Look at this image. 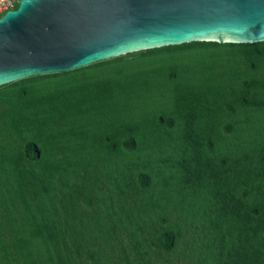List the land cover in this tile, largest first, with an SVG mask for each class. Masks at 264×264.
I'll return each mask as SVG.
<instances>
[{"label":"trees","instance_id":"16d2710c","mask_svg":"<svg viewBox=\"0 0 264 264\" xmlns=\"http://www.w3.org/2000/svg\"><path fill=\"white\" fill-rule=\"evenodd\" d=\"M212 48L221 52L220 74L201 79L207 58L202 62L194 54L207 55ZM129 55L131 74L84 77L81 68L46 75L61 78L50 90L39 93L33 83L5 95L0 137L6 142L0 149L17 153L0 154V162L9 159L18 178L11 199L21 204L30 228L14 246L0 241V264H35L19 261L23 255L14 257L12 251L35 239L45 245L40 264H69L66 240L77 256L86 254L94 264H150V254L170 263L181 244L187 260L189 229L204 242L205 251L195 255L199 264H264V130L254 133L251 148L242 150L233 140L244 132L227 125L229 117L242 112L264 128V42H193ZM145 59L150 66L142 65ZM112 61L96 67H109ZM41 77L4 86L14 89ZM126 90L131 101H144L143 92L155 100L153 110L146 108L151 116L119 120V107L126 102L114 95ZM257 114L263 116H251ZM249 117L244 125H250ZM91 128L99 129L91 134ZM168 143L172 152L151 157L155 146ZM105 154L110 157H101ZM111 157L117 170L108 166ZM99 160L104 166L93 169L92 177L91 164ZM100 182L107 191L97 199ZM157 211L164 214L154 220ZM90 226L101 235V245L109 246L111 257L102 254L98 260L88 255L90 243H79Z\"/></svg>","mask_w":264,"mask_h":264},{"label":"water","instance_id":"95a60500","mask_svg":"<svg viewBox=\"0 0 264 264\" xmlns=\"http://www.w3.org/2000/svg\"><path fill=\"white\" fill-rule=\"evenodd\" d=\"M193 42H264V0H20L0 17V87Z\"/></svg>","mask_w":264,"mask_h":264},{"label":"rangeland","instance_id":"374dc122","mask_svg":"<svg viewBox=\"0 0 264 264\" xmlns=\"http://www.w3.org/2000/svg\"><path fill=\"white\" fill-rule=\"evenodd\" d=\"M172 51H176V49H172ZM211 52L212 53L208 52L207 50V55H203L199 53L194 54V56L198 57V59H200L202 62H205L207 58L206 66H203L200 71L199 76L201 79L204 76L205 77L208 76L212 79H215L218 76V74H220V67L222 66L220 65V60L222 58L219 57L217 53L221 54V52L218 48L217 49L212 48ZM136 57H137V60L141 58V56L139 57V55ZM132 59H133V55L120 56L117 59L113 58V61H112L113 64L109 67L100 66L97 68L96 65L101 64V62H104V61H101V62L88 65L86 67H83L82 72H84V77L92 76L95 72L96 73L99 72L100 75L107 77L109 79L116 77V75L118 74L119 75L131 74L135 70L133 66L134 64L131 63ZM149 60L150 59H145L142 65L150 66L151 63H149ZM72 71L73 70H71L70 72L69 71L67 72L71 73ZM64 73L65 72H63L62 74L64 75ZM56 74H60L62 76L61 73H56ZM71 75H73V73ZM59 78L60 77L49 78L46 75H42V77L38 79L39 80L38 82H35L34 80H25L21 83H17L16 86L14 85V89H11L12 88L11 86H10V89H8V87L6 86H1L0 87V113L4 111L6 108L5 106L6 101L4 97L7 93L9 92L11 94L16 93L18 89L22 87L23 85H31V84L33 85V83L37 85L38 92L40 93L48 89L50 90L54 86V84L60 83L61 78L60 79ZM128 93H130V90H126L125 93H120L121 96H119L118 93H115L114 95V99H116V101L123 100L124 102H126L125 108L119 107V110H118L119 120L124 121L126 123L134 122V121L138 122L144 117L151 116L150 111L146 110V108H148L150 105L149 107L150 110H153L154 109L153 102L155 100L153 101L152 97L148 93L143 92L140 95L146 96V99L144 101L142 100L136 101L137 99L136 100L133 99L131 101V95H129ZM150 94H153V93L150 92ZM138 95L139 94H137L136 96ZM138 99H140V97ZM127 101H129V103H127ZM251 116L252 117L253 116L262 117L263 115L257 114V115H251ZM235 117L234 119H231L232 117H229L228 118L229 123L227 125H231L232 127L230 128H232L233 131L239 130L241 133L244 132V134L242 135L243 137L238 138L236 142L234 139L233 142L237 145L242 146L240 147L242 150L249 149L253 146L251 142H253L254 133H257L260 129L264 130L263 127L259 128L261 126L262 121H256L255 119L257 118H250L248 115L243 114L242 112L238 113ZM246 117H249V119L251 120L250 125L243 124ZM224 120H225V123H227V119H224ZM254 128H256L257 130H254ZM98 129L99 128H91L89 132L97 133ZM156 139L158 142H160L159 137H157ZM161 140H163V138ZM5 142H6V138L0 137V146L4 145ZM224 142L227 143L226 141ZM154 148L155 150L152 151L153 153L151 154V157L155 159L162 154L167 155L169 152H172L174 150L172 145L169 143L165 144L164 147L155 146ZM16 153H17V150L15 148L0 149V154H5L6 156H13ZM109 155L110 154H105L101 157H104V158L110 157ZM100 160L93 161V163L91 164L90 169L92 170L89 173L90 176L93 177V175L96 174V172L93 169L103 168L104 163L101 162ZM8 162H9V159L7 160L6 157H4V160L0 162V165H3V167L6 169L5 172L0 170V241L4 243L5 245L14 246V243H17L22 238H25L26 236H28V230L30 227H27V224L24 223V220H23L24 215L22 214L23 210L20 206L21 204L19 205L18 203L13 202L11 199L12 197H14V194L16 192L18 178L12 172L11 166L8 165ZM108 166L112 170H117V168L119 167V164L113 159V157H111V162ZM1 167L2 166H0V168ZM7 175H10V177L6 178ZM7 179L9 180L6 181ZM93 182L95 183V181L92 180L90 185ZM102 185H103L102 182H100L97 185L99 188L97 192V199L102 198L104 195V192L107 191V187L105 185H103L104 187H101ZM94 206H97V204L94 203ZM163 214H164L163 212L157 211L152 214V219L154 220L159 219V217ZM6 220L8 221V223L6 222ZM173 220H174V217L167 218V221H169V223L172 222ZM89 224H90V221H88V225ZM163 224H167V223L163 222ZM95 229H96L95 226H90V228L87 229L88 231L84 235V238L79 240V243H81L82 245L86 243H90L91 251L88 252V255H94L95 258H97L98 260L102 259L100 257L102 254H105L108 257H111L110 254H113V253L110 251L109 246H107L106 244L101 245L102 243L101 235L100 234L96 235ZM184 238L185 240H189L190 244H192L189 251L187 252V257H188L187 260L183 259L181 250L183 249L184 245L181 244L177 248L176 254L169 256L170 263H167V261H164V259L161 256L156 258L154 255L150 254V257H151L150 264H185V263L187 264L189 263V260L191 259H192L193 264H199L200 261L197 260V257L195 255L205 251L204 246H203L204 242L201 240L200 235L198 234L194 235V233L192 232V229H189L186 231ZM71 244L72 243H69V241L66 240V244L64 243V246H63L64 253L67 255V257H69V259H71V260L67 259L69 264H74V263L75 264H94L96 262L92 258L86 257V254L77 256L75 248ZM12 251H13L14 257L20 254L23 255L22 258L19 259V261H23V263L26 261L28 262L30 261V262H35V264L36 263L40 264L46 256L45 245L41 242L40 239L32 240L31 243H21L20 250H16V248H13ZM118 254H119V251H116V255Z\"/></svg>","mask_w":264,"mask_h":264},{"label":"built area","instance_id":"2783aa9c","mask_svg":"<svg viewBox=\"0 0 264 264\" xmlns=\"http://www.w3.org/2000/svg\"><path fill=\"white\" fill-rule=\"evenodd\" d=\"M20 0H0V17L7 11L14 10L18 6Z\"/></svg>","mask_w":264,"mask_h":264}]
</instances>
